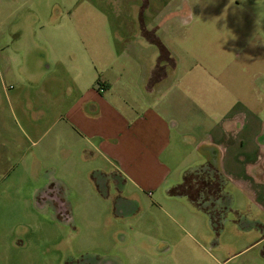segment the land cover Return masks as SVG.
Returning <instances> with one entry per match:
<instances>
[{"label": "rangeland", "instance_id": "1", "mask_svg": "<svg viewBox=\"0 0 264 264\" xmlns=\"http://www.w3.org/2000/svg\"><path fill=\"white\" fill-rule=\"evenodd\" d=\"M150 39L164 104L180 119L191 102L206 111L181 122L193 135L172 167L193 154L188 168L218 157L227 170L215 165L221 193L207 207L174 192L183 172L156 187L124 182L62 115L65 67L87 65L94 82L126 70L138 79ZM226 108L245 114L247 132L224 155L207 130ZM262 207L264 0H0V264H233L226 258L256 233L243 222L264 223ZM257 251L264 243L246 254Z\"/></svg>", "mask_w": 264, "mask_h": 264}, {"label": "crops", "instance_id": "2", "mask_svg": "<svg viewBox=\"0 0 264 264\" xmlns=\"http://www.w3.org/2000/svg\"><path fill=\"white\" fill-rule=\"evenodd\" d=\"M78 36L87 34L81 32ZM148 42L156 48L150 52L151 58L148 57L151 61L141 66L145 72L138 79L131 78L132 70H126L122 71L117 79L112 80L108 75H104L94 82L95 76L89 72L87 65L78 69L65 67L67 72L71 73V86L67 89L72 95L70 103L65 108V114L62 115L69 129L79 136V141L84 142L83 146L93 149L98 156L111 163L116 172L124 178V182L129 181L136 189L156 187L182 172L183 179L185 169L196 168H188L194 162L193 154L190 156L188 167L181 165L173 168L171 157L176 155L180 157V151L184 147L181 142L187 143V138L193 135L181 128V122L186 123V127H191L195 122L192 120L193 115L206 114L205 109L199 110L197 105L191 102L188 112L180 119L174 108L169 106L170 111L164 104L167 94L160 92L166 77V72L161 66L163 56L154 40L150 39ZM163 50L165 53L167 49ZM83 70H86L84 77L81 76ZM110 70L113 72L114 69L110 67ZM156 73L157 76L154 77ZM36 90L41 95L45 94L44 88L39 87ZM48 91L52 89L48 88ZM154 94L159 97L151 100L148 95ZM223 116L225 117L221 126L207 131L213 142V146L209 147L216 148L215 145L221 144L222 152L227 155L228 148H233L236 144L241 147L245 142L243 135L247 132V121L243 112H232L229 108L224 110ZM216 140L219 142H215ZM191 148L194 151L195 147ZM176 162L180 164V161ZM207 162L221 169L218 157L217 160L213 158ZM223 164L221 170L227 171ZM104 171L101 168L99 172L105 179H110L106 177ZM90 178L95 180L91 174ZM243 227L246 228L244 233L252 231L256 233L246 241L241 250L229 254L226 258L227 263L264 264V252L246 254L264 243V223L248 220L243 222ZM240 257L242 259L238 261Z\"/></svg>", "mask_w": 264, "mask_h": 264}, {"label": "trees", "instance_id": "3", "mask_svg": "<svg viewBox=\"0 0 264 264\" xmlns=\"http://www.w3.org/2000/svg\"><path fill=\"white\" fill-rule=\"evenodd\" d=\"M220 174L212 163H205L199 167L186 170L182 182L174 188L176 194L185 195L188 199L200 207L205 202L217 199L221 193ZM218 218L212 217V223L218 222Z\"/></svg>", "mask_w": 264, "mask_h": 264}]
</instances>
